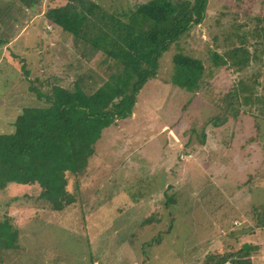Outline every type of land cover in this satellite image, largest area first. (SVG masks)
I'll use <instances>...</instances> for the list:
<instances>
[{"label": "rangeland", "instance_id": "obj_1", "mask_svg": "<svg viewBox=\"0 0 264 264\" xmlns=\"http://www.w3.org/2000/svg\"><path fill=\"white\" fill-rule=\"evenodd\" d=\"M4 1L0 30L26 14L20 5L25 0H7V7ZM94 1L112 11L149 0ZM59 3L65 2L43 5ZM263 4L208 0L204 20L163 53L133 114L101 132L85 168L68 184L70 206L55 210L35 199L37 184L11 183L0 191V218L8 217L17 237L7 250L8 264H206L208 257L216 264L218 253L242 247H248L250 264H264V115L255 117L250 108L247 113L250 93L240 91L241 80L252 85L254 73L263 81L261 63H253L262 49L256 52L252 34ZM47 42L50 67L40 56L26 68L31 79L51 83L76 55L72 36L60 29ZM9 51L10 67L0 66L3 124L17 108L46 102L20 81L24 63ZM179 54L202 64L203 75L191 89L180 83L182 70L174 63ZM33 85L47 93L51 88ZM256 88L254 96L264 98L262 85Z\"/></svg>", "mask_w": 264, "mask_h": 264}, {"label": "trees", "instance_id": "obj_2", "mask_svg": "<svg viewBox=\"0 0 264 264\" xmlns=\"http://www.w3.org/2000/svg\"><path fill=\"white\" fill-rule=\"evenodd\" d=\"M44 1L25 0L22 4L41 14ZM64 2L46 6L41 15L44 28L41 40H47L48 34L56 29L70 34L76 58L63 67V74L52 75L51 83L39 77L31 79L32 72L24 66L30 91L46 102L42 106H23L12 131L0 134V191L11 183L37 184L41 191L35 199L51 204L55 210L71 205V199L67 198L68 184L85 168L101 132L116 120L133 114L143 86L158 73L163 53L204 20L208 0H149L134 5L133 9L118 4L112 11L94 0ZM257 23L252 31L257 39L253 46L258 49L256 52L261 49L262 52L254 57L253 63H261L264 70V15L257 18ZM4 35L0 44L8 41ZM39 46L40 56L50 67L51 56L42 50V44ZM238 54L237 48L233 55ZM98 57L102 59L99 64L89 67ZM174 62L182 70L179 73L182 87L191 89L203 75L202 64L182 54L176 55ZM259 74H252V85L243 79L240 83V91L250 93L244 103L246 112L250 108L249 113L255 117L260 112L264 115V98L254 96L256 86L262 85L264 89V71L262 83ZM34 81L51 86L50 94L35 88ZM14 232L8 217L0 218V264H8L11 255L7 250L13 246V238L14 241L17 238ZM247 248L218 253L216 264L227 261L250 264L246 259L248 251L244 250ZM212 260L208 257L206 264Z\"/></svg>", "mask_w": 264, "mask_h": 264}, {"label": "crops", "instance_id": "obj_3", "mask_svg": "<svg viewBox=\"0 0 264 264\" xmlns=\"http://www.w3.org/2000/svg\"><path fill=\"white\" fill-rule=\"evenodd\" d=\"M4 2H6L5 7H7L9 1L5 0ZM20 5L25 10L26 14L19 16L20 21L17 22L15 21L13 24L10 23V26L3 25L4 29L2 28L3 30H5V31L2 30V33L5 34L4 36L8 38V41L7 43L0 44V66H2L4 63L8 65L9 56H7V51H9L8 49L9 47L17 48L18 50L17 52L14 51V53H11L9 51L10 55H13V57L18 59L20 63L23 62L24 66H29V64L32 66V64H34V58H36L37 60L40 58V51H41V48L39 46L40 44H42L43 46L42 50L47 51L48 56H51V47L49 43L47 42V40L43 39L44 42H42L41 40V37L43 38L42 36L43 33L41 34L42 29H44L42 27L43 24L40 23L42 26L38 24L39 19L42 18L41 15H43V11L46 10V7L43 6L41 14H37L38 12L33 13L34 10L33 8L23 5L22 3H20ZM22 18H24L25 20H23ZM31 22H35L37 25L33 26L32 24H30ZM30 33L32 34V37L30 36ZM34 36L36 37V40L35 42H31L30 38H33ZM8 67H10V65L6 67V71ZM23 67L21 68L22 71H24ZM20 77H21L20 81L27 82V80H25V76L23 72L20 75ZM22 108L20 109L17 108L16 111L14 112V115L10 117L9 121L8 118H6L4 124L0 123V134H8L9 132L12 131L11 127H13V124L17 116L20 114ZM4 117L5 116L3 117L0 116V121H2Z\"/></svg>", "mask_w": 264, "mask_h": 264}]
</instances>
